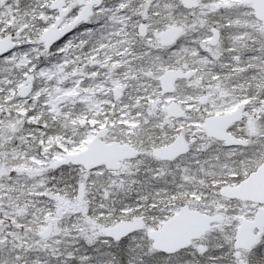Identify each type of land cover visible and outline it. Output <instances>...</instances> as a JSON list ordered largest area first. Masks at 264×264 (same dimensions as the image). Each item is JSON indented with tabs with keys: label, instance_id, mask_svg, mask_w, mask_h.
Returning a JSON list of instances; mask_svg holds the SVG:
<instances>
[{
	"label": "snow or ice",
	"instance_id": "obj_1",
	"mask_svg": "<svg viewBox=\"0 0 264 264\" xmlns=\"http://www.w3.org/2000/svg\"><path fill=\"white\" fill-rule=\"evenodd\" d=\"M0 264H264V0H0Z\"/></svg>",
	"mask_w": 264,
	"mask_h": 264
}]
</instances>
